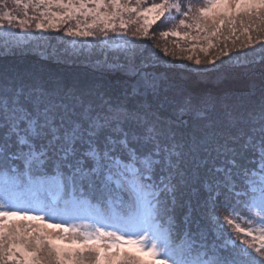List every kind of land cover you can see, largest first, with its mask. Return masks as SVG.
<instances>
[{"label":"snow or ice","instance_id":"6c2138e0","mask_svg":"<svg viewBox=\"0 0 264 264\" xmlns=\"http://www.w3.org/2000/svg\"><path fill=\"white\" fill-rule=\"evenodd\" d=\"M142 3L0 0L6 35L75 20L68 36L123 39L112 67L126 77L0 70V264H264V78L235 98L195 93L153 65L150 44L124 39L162 17L216 35L232 7L264 23V0Z\"/></svg>","mask_w":264,"mask_h":264},{"label":"rangeland","instance_id":"374dc122","mask_svg":"<svg viewBox=\"0 0 264 264\" xmlns=\"http://www.w3.org/2000/svg\"><path fill=\"white\" fill-rule=\"evenodd\" d=\"M13 8L14 6L9 0V10ZM231 9L236 10L235 7ZM13 14L18 15L21 19L24 18L23 9L15 10ZM34 14L36 13L29 9V18ZM81 20H83V17H81ZM161 21L164 22L163 17ZM0 23L3 24V27H7L6 22ZM29 23L31 24L30 28L24 30L16 28L12 30L14 34L11 35H6L0 29V70L5 68L10 73L21 70V66L27 65L20 74H25V71L33 73V69L29 70L31 67L28 66L29 64H36L41 67L42 62H54L60 68H56L57 71L59 70V74L67 79H80L83 75L87 74L86 76H89L91 74L97 78L95 81L116 84L126 78L121 70L112 67L115 53L124 46L123 39L116 38L109 41L107 37L99 35L89 38L68 36L67 28L69 26L75 28V20L61 26L59 29H48L46 31L37 30L35 28L36 21L34 20L30 19ZM142 23L143 19L141 18L135 25L138 27ZM157 23L158 21L154 24ZM81 27H83V24H81ZM116 27L118 32L123 31L119 28V25ZM26 33H31V35H26ZM108 35L113 37L116 36V33L109 31ZM183 36L180 33L176 37ZM124 39L136 40L145 46L151 44L148 37L138 36L133 38L129 27L127 36ZM227 42L222 36L203 33L192 35L184 44L178 42L176 44L177 48L171 42V47L167 48V51L178 53L175 56L169 54L167 56L165 53H161L163 56L153 55L151 49H149L148 55L151 57L154 66L166 72L172 81L187 90L199 94L234 98L236 95L246 94L253 81L259 84L261 79L264 78V74L257 71V65L263 60L264 55L251 56L250 59L243 56V54H246V50L250 53L258 51L250 44L247 47H242L239 53L237 51V54L241 55V59H233L235 56L233 51L225 55L226 52L221 49V46L227 44ZM232 45L234 46V44ZM151 46L156 53L165 49L152 44ZM105 49L108 50L107 53H105ZM6 57H10V60L6 61L4 59ZM81 59L85 62H82ZM157 59L171 61V63H157L159 62ZM197 59L201 61L200 65L196 64ZM221 61L224 63L222 64ZM17 258H19V253Z\"/></svg>","mask_w":264,"mask_h":264},{"label":"trees","instance_id":"16d2710c","mask_svg":"<svg viewBox=\"0 0 264 264\" xmlns=\"http://www.w3.org/2000/svg\"><path fill=\"white\" fill-rule=\"evenodd\" d=\"M161 2H162V0H143L141 7L151 6L152 3H161ZM173 2H174V0H173ZM183 2L186 4L191 3L193 5V11H195V8L203 6L206 3V0H183ZM135 3H136V0H131L132 6H135ZM172 15L176 16V13L173 11ZM131 16H132V19H134V20L137 19L135 14H131ZM230 18L234 19V21H235V23L232 24L231 26L229 25V23L227 21L225 23L218 24L219 32H217V34L215 36H222L228 41L227 44L225 43V44H223V46H221V49H223V51H225L226 53L233 51L235 53V56L233 59L238 60V59H241V55H238L237 51L239 53V51H241L242 47H247V45L249 46L251 44L253 47L257 48L258 51L250 53L246 50V54H243V56H246L247 59H250L251 56H258V55L262 56V55H264V47H262V45H264V23H262L260 21L253 22L254 18L252 20H250L249 17L245 14V11L243 8H241L239 10L236 9L235 11H233L231 9L230 10ZM124 19H125V21H127L129 19L128 13L124 14ZM179 19H185V24L186 25L187 24H193V27L188 28L184 25H180ZM115 23H116V26L119 25L120 24L119 19H117L115 21ZM128 27H129V30L131 31V33L133 31H135V29L137 28V26L135 24H131V23L128 24ZM245 28H247L248 30L245 31ZM164 31H167L169 33L175 31V32H178L179 34L182 33V35H184V36L183 37H176V36H173L170 34V35L164 37L161 35V33ZM185 33H187V35H185ZM203 33L211 35L210 31H199L195 27V24L191 19L186 18V17H179L177 19H169V20L164 19V22H162L161 20L158 21L157 24H154L153 27L149 29L148 38H150L151 44L153 46L164 47L165 49H167V48L171 47V45H170L171 42H173V45H175V47H176V44L178 42H180L181 44H184L185 41H187V39L190 38L192 35H198V34H203ZM249 37L252 38L251 41H249ZM120 42H121V40H120ZM244 43H246V44H244ZM232 44H234V46ZM147 45L148 44H146V46ZM161 53H165V52L164 51L159 52L158 53L159 56H163V54H161ZM165 54H167V56H169V55L175 56L178 53L175 54V51H169L168 50ZM4 59L6 61H8V60H10V57H6ZM159 59H157L159 61L157 63H162V60H159ZM5 60H2V61H5ZM82 62H85V60H82ZM41 65H42L41 67H38L36 64H29L28 66L29 67L31 66L29 68V70H32V69L34 70L33 73H43V74H52V75H58L59 74V70L57 71V69H56L59 67L54 62H49V63L48 62H42ZM26 67H27V65L21 66V70L20 69L15 70V72H10V73H17V72L20 73L22 71V69L24 70ZM3 70H6V69L4 68ZM257 71H261L259 73L264 74V58L260 62V64L257 65ZM25 74H27L26 71H25ZM86 75H83V77H81L80 79H86V80H96L97 79L95 76H93L91 74H89V76H86ZM236 97H238V96L236 95ZM36 214L37 213H34V212L29 213V215H36ZM11 219H12V221H15V222H21L24 224L29 223V221L24 220L23 216L12 217ZM54 222L55 221H53V220H47L48 224H51ZM31 223H33V225H38L40 222L33 221ZM241 226L246 227L245 224H242ZM58 243H63L64 245L69 244L68 241H63V242H58ZM19 246L23 247V245H19ZM130 247L131 246H126V250H128V248H130Z\"/></svg>","mask_w":264,"mask_h":264}]
</instances>
